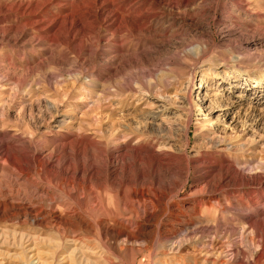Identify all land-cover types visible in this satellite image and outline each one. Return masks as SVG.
Segmentation results:
<instances>
[{
    "label": "rangeland",
    "instance_id": "1",
    "mask_svg": "<svg viewBox=\"0 0 264 264\" xmlns=\"http://www.w3.org/2000/svg\"><path fill=\"white\" fill-rule=\"evenodd\" d=\"M103 150L143 179L125 201L58 167ZM251 220L264 0H0V264H264Z\"/></svg>",
    "mask_w": 264,
    "mask_h": 264
},
{
    "label": "bare ground",
    "instance_id": "2",
    "mask_svg": "<svg viewBox=\"0 0 264 264\" xmlns=\"http://www.w3.org/2000/svg\"><path fill=\"white\" fill-rule=\"evenodd\" d=\"M80 144L82 145V143H80ZM36 151L37 152H35L32 155H29L27 157L23 156L21 158H18L17 159L18 164L23 165L22 162L24 161L25 163L29 164L30 166H32L36 169L38 166L43 167V166L51 165L53 163V155L51 153L47 157H45L42 162H40V158H39L40 150L37 149ZM82 152L83 151H77L76 152L77 156L80 155ZM101 155H102V159L105 162V167H103V168H101L95 162L94 157H91L92 162L90 165L87 166V165H85V163L83 164L82 163L83 161L81 160L82 162L80 161L76 167L72 166L71 158L67 157L63 163H58V167L62 168V174L65 175V178L67 180L71 179L74 182L78 181V180H82L83 183H85L87 181H90V182L95 181L102 188H105L107 186H113V187H116V189H118V190H122L123 194L122 195L118 194L117 196H119L122 199L124 198V201H125L126 196L129 197V195L131 194L130 191L132 190V186L133 185L137 186V185H140L141 183H143L142 177L134 175V176H128V177L125 176V178L119 179V177H118L119 169L115 168V164H114L117 161V159H115V156H116L115 151H113V150L112 151H104L103 150ZM124 156L125 155H122V157H121V155L118 156V157H121V162H123ZM96 160H97V158H96ZM117 162H120V161L118 160ZM23 170H24V167H23ZM228 178L231 179L232 177L225 173L223 176V180L228 179ZM95 182H92V183H95ZM209 185H210V183H209ZM91 192L88 193V196L92 195ZM43 196H44V194H41V193L40 194L31 193V194L27 195L28 198H41V197L44 198ZM99 197H101V196H99ZM133 200H134V198L132 199V201ZM135 207L138 208L137 210H140V207H138V206H135ZM127 220L128 219H125V218H118V219H115V220H113L107 224V225H109L110 228L115 229L117 231L119 238H124L125 242H127V241L129 242L134 237H136L135 234L132 233L131 230H129V224H128L129 222H126ZM249 224H250L249 228L251 227L254 229L255 234L262 240V242H263L262 245L264 247V228L259 229L258 227H256L255 222L252 220L249 222ZM98 226H99V224H98ZM81 241H84V240L81 239ZM263 255H264V251H263V253H260V255L258 256L259 259H261L263 257Z\"/></svg>",
    "mask_w": 264,
    "mask_h": 264
}]
</instances>
